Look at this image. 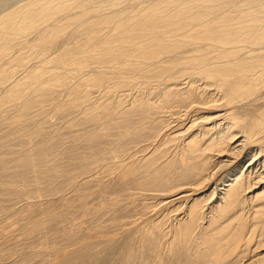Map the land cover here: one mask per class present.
<instances>
[{
	"label": "rangeland",
	"instance_id": "374dc122",
	"mask_svg": "<svg viewBox=\"0 0 264 264\" xmlns=\"http://www.w3.org/2000/svg\"><path fill=\"white\" fill-rule=\"evenodd\" d=\"M13 1L0 0V7ZM248 1L264 3H237ZM13 56L3 59L5 66L8 63V68L4 67L18 73L5 86L0 85V264H139L140 260L141 264H210L217 244L223 246L222 261L217 264H264L263 199L252 202L249 194L242 207L220 216L216 209L220 203L211 196L215 184L194 193L176 192L194 187L198 173L189 170L195 161L184 157L183 149L197 138L204 147L202 139L207 141L215 132L204 134L212 125L203 127L207 112L191 111L178 101L195 87H199L195 91L198 96L204 95L198 97L200 101H210L217 94L220 97L219 89L211 86L204 94L202 83L191 85L187 77L173 75L169 79L165 75L166 81L161 82L125 74L119 81L126 85L114 92L111 87L119 85L116 79L98 90L81 85L70 92L87 72L76 73L67 67L75 78L59 76L51 87L44 85L46 90L40 87L41 91L37 85L30 86L26 77L20 88L27 90V98L3 99L14 88L13 83L40 61L35 64L30 59L33 65L29 61L22 66L14 59L10 62ZM92 72L96 73L93 67ZM257 88L247 98L220 103L219 114L227 110L242 125L260 117L264 114V86ZM104 108L110 109L111 117ZM263 136L264 131L254 142L264 145ZM209 155L207 173L217 171L219 162L226 161ZM263 191L255 192L256 197L264 196ZM195 203L200 204L205 217L191 237L183 240L176 230ZM146 230L147 234H141ZM241 230L243 237L235 246L231 239Z\"/></svg>",
	"mask_w": 264,
	"mask_h": 264
},
{
	"label": "bare ground",
	"instance_id": "6f19581e",
	"mask_svg": "<svg viewBox=\"0 0 264 264\" xmlns=\"http://www.w3.org/2000/svg\"><path fill=\"white\" fill-rule=\"evenodd\" d=\"M237 1L15 0L10 2L11 4L6 2L0 7V62L2 63L0 64V85L6 84L18 73L15 74V70L12 72L6 69L8 63H5V66L3 61L4 58L13 56L11 53H14V49L19 53L16 52L18 56L14 53L16 56H13L11 61L7 60L11 63L13 59L16 64L18 63L17 65L25 62L28 65L30 59L40 61H37L35 67L32 66L33 61H30L32 64L30 66L33 68L28 75L13 83L14 88L9 89L2 98H16V100L27 98L29 96L27 90L20 88V82L26 77L30 86L37 85L39 87H36L40 90L42 86L44 89V85L50 86L56 83L59 76L69 74L71 77L73 71L78 73L84 69L87 72L86 77L81 74L84 76L81 84L72 86L74 89L70 92L78 91L81 85L86 86L88 90H98L108 81L110 83L113 79L116 81L124 79L122 76L125 74L136 76V78H146V80L153 78L160 81L162 79L161 82L165 80V75L169 76V79L174 76L187 77L191 85L200 81L204 87L202 89L205 91L204 94L208 92L207 88L213 86L220 90L218 91L220 97L217 94L216 98L210 101L203 102L205 99L200 101L198 97L204 95L198 96L195 91L199 87H195L194 91H186L184 95L187 96L178 101L188 106L191 111L202 109L207 112V115L202 118L203 127L212 125L205 130L204 134L209 136L213 130L215 132L212 134L214 136L207 141L202 139L204 147L199 146L201 139L197 138L189 142L185 150L183 149V156H191L195 161L189 170L198 173L193 178L195 179L194 187H183L176 192L178 194L194 193L200 188L209 185V189L215 184L211 196L212 199H216V203H220L216 208L221 213H219L220 216L237 207H242L244 201L248 200L249 194L253 196L252 202L264 200V196L256 197L257 193L255 194L261 189L264 190V145L254 142L264 131V114L242 125L241 121L232 117L227 110L222 115L218 112L220 103L232 104L247 98L250 94L254 95L258 86H264V3L248 1L245 5H239ZM55 67L57 72L54 71ZM67 67L72 68L73 71H68ZM92 67L96 69L94 74ZM20 70L22 72L23 69ZM23 74H26V71ZM62 81L60 85L58 83L57 85L61 86ZM118 83L119 85L114 88L111 87L113 91L110 87L107 88L108 91L114 92L119 86L126 85L124 82ZM165 89L162 93L164 98L168 95ZM108 113L109 111L107 115ZM98 120H100L99 117ZM210 153L211 157L217 155L226 161L219 162L221 166L217 171L207 173L210 167ZM222 177H225L223 179L225 181L220 183ZM188 179L186 178L187 181ZM217 180L219 183L216 182ZM223 184L227 185L223 186ZM218 185H222L224 191L220 190ZM221 191H223L222 194ZM262 193L264 194V191ZM199 205L195 203L190 207L187 206L189 207L187 219L178 229L176 228V233L180 234L183 240L191 237L205 217ZM261 207L264 211V204ZM259 214L256 212L257 216ZM242 230L231 239L233 245L240 242ZM100 232L97 233L101 235ZM143 232L147 234L148 231H141V234ZM176 237L178 239V236ZM128 241L127 239L126 244ZM139 243L142 242L139 241ZM222 248L221 245H215L216 251H213L215 254L212 264L222 261ZM119 252H117L118 255ZM128 256L129 254H127L129 259L130 256ZM140 256L142 258V255ZM141 262L140 260L139 264ZM127 263L129 264L130 261Z\"/></svg>",
	"mask_w": 264,
	"mask_h": 264
}]
</instances>
